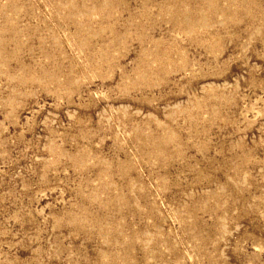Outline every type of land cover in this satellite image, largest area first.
I'll return each mask as SVG.
<instances>
[{"label": "rangeland", "instance_id": "1", "mask_svg": "<svg viewBox=\"0 0 264 264\" xmlns=\"http://www.w3.org/2000/svg\"><path fill=\"white\" fill-rule=\"evenodd\" d=\"M0 264H264V0H0Z\"/></svg>", "mask_w": 264, "mask_h": 264}]
</instances>
